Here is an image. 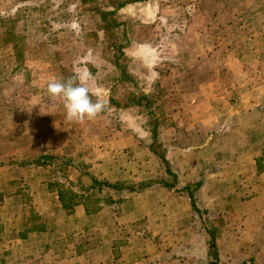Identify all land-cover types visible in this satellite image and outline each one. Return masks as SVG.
Here are the masks:
<instances>
[{"label":"rangeland","instance_id":"rangeland-1","mask_svg":"<svg viewBox=\"0 0 264 264\" xmlns=\"http://www.w3.org/2000/svg\"><path fill=\"white\" fill-rule=\"evenodd\" d=\"M123 1L122 58L87 4L0 2V264H264V0ZM81 73L107 105L69 124L46 84Z\"/></svg>","mask_w":264,"mask_h":264},{"label":"trees","instance_id":"trees-1","mask_svg":"<svg viewBox=\"0 0 264 264\" xmlns=\"http://www.w3.org/2000/svg\"><path fill=\"white\" fill-rule=\"evenodd\" d=\"M9 1H12L14 4H20V2H31L33 0H0V2H3V3H7ZM75 1H78L80 2L81 4H84V5H89L90 6V9L93 10L98 16H99V20H100V25H98V28H100V30H102L104 32L105 35H107L108 37H110L111 39H113L115 42L112 43L111 45H108L109 48H113L114 52H116L117 54L120 55V58H122L123 56V53H122V45L121 43H116L119 41L118 39V35L116 33H114L115 30H117V28L121 25L119 23V18H118V12L116 9L114 10H104L102 8V6H100V3H99V0H75ZM143 1H147V0H125L123 1L120 5H118V8H123L129 4H132V3H142ZM22 22L18 17H13L12 15L8 16V17H0V26L3 28V27H6L7 30L9 28L13 29L14 31H16L15 35L17 37H20L22 35H20L17 31V27H18V24ZM9 24H11V26L9 27ZM24 37V36H22ZM116 65V68L119 70V73L122 77V79L125 81L129 76L127 75V71L125 70V67L122 66L119 61L115 63ZM151 96L148 95V94H142L138 101L139 103H136L137 105H140V100H148ZM133 105H124L123 107L124 108H130L132 107ZM118 107H122L120 105H118ZM57 157L56 156H53V155H50V154H41L39 156H37L36 158L32 159V160H29V161H23L21 163V165H34V166H37V167H46V166H50L53 164L54 160H56ZM66 166V162H62L61 164L58 165V167H60L62 170H64V167ZM89 179H90V184H92L91 186L92 187H96L97 185L100 186V187H108L110 189H115V190H124V188L126 189V187H122V186H119V185H115V184H112V183H109V182H102V181H99L97 178H95L94 176L92 175H89ZM201 183L199 182L198 183V186L197 188L199 187ZM67 194H70L68 191H65L63 189H61L59 191V198H60V201H61V204L64 208L68 209V210H71L74 208V206L80 204L78 201H73L71 203V196L66 198ZM189 196H190V199H191V205L192 207L199 212V209H198V206H197V203H196V197L194 195V192L193 191H190L189 192ZM70 198V199H69ZM211 234V238H210V250L212 251V253L217 257L218 256V250H217V243H216V237H215V233L214 232H210Z\"/></svg>","mask_w":264,"mask_h":264},{"label":"clouds","instance_id":"clouds-1","mask_svg":"<svg viewBox=\"0 0 264 264\" xmlns=\"http://www.w3.org/2000/svg\"><path fill=\"white\" fill-rule=\"evenodd\" d=\"M88 75L81 73L63 80L52 78L46 84L49 108H55L57 101L62 102L65 120L69 124L92 120L106 108L107 101H94L85 86Z\"/></svg>","mask_w":264,"mask_h":264}]
</instances>
